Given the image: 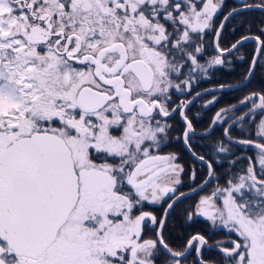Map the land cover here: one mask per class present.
Masks as SVG:
<instances>
[{
	"label": "snow or ice",
	"instance_id": "obj_1",
	"mask_svg": "<svg viewBox=\"0 0 264 264\" xmlns=\"http://www.w3.org/2000/svg\"><path fill=\"white\" fill-rule=\"evenodd\" d=\"M223 3L0 0V264H160L161 253L163 264H185L193 251L197 264H264V143L234 139L226 128L228 144L218 141L217 154L232 155V144L258 151L255 163L243 157L247 167L230 169L219 184L217 161L191 143L188 112L201 94L172 99L190 95L195 74L248 41L257 44L251 68L264 61L262 20L259 35H242L228 48L217 30L219 54L201 63ZM253 10L264 13V0H240L224 19ZM240 25L253 27L247 19ZM249 101L243 116L223 109L213 125L255 123L259 115L256 136L264 141V94L241 103ZM169 121L180 124L179 135ZM169 139L207 169L197 182L196 167L188 168L190 192L182 190L178 155L161 154ZM192 193L199 199L187 220L203 217L236 236L230 246L217 244L219 261L200 255L203 235L182 250L167 239L172 211Z\"/></svg>",
	"mask_w": 264,
	"mask_h": 264
},
{
	"label": "trees",
	"instance_id": "obj_2",
	"mask_svg": "<svg viewBox=\"0 0 264 264\" xmlns=\"http://www.w3.org/2000/svg\"><path fill=\"white\" fill-rule=\"evenodd\" d=\"M250 3L254 2V0H249ZM236 6V3L233 0H227L224 4V6L221 8L219 11V14L214 17V23H213V28L211 29L210 32H208L205 36V43H204V58L201 60V63L207 64L211 61L212 57L216 55V52L213 48L212 40L214 33L218 29L219 25L222 22L223 17L230 12L234 7ZM242 19H247L252 21L253 27L251 29V32L247 30V25L241 26L240 21ZM264 20V15L260 12H252L249 11L245 13V16H237L235 18H232L230 22L226 25L223 34L220 39V47L221 48H228L231 47L233 43H235L238 39L242 37V35H259L257 25L261 24V21ZM264 39V37H261ZM257 45L255 43H248L245 44L243 48L240 49L238 53L232 54L229 57L225 58V60H229L223 67L217 68L215 65L209 67L207 69L206 73H197L196 79L193 81V88H192V93L188 95L187 97H191L194 95L196 92L203 90L208 87H213V86H228V85H234L241 83L245 80L247 77L250 66H251V61L253 59V54L256 49ZM243 57V59H240L239 57ZM261 93L264 94V61L259 60L255 75L253 79L250 81V83L245 86L242 89L231 91V92H224L220 94H213L210 96H206L207 99L214 98L215 102L212 104V106L208 109V111L204 112V119L198 123L197 130L198 131H204L207 130L212 122V119L215 115L216 112L219 110L233 106L235 104H238L241 102L245 97L251 95L252 93ZM247 107V105H246ZM245 106L235 112V116H239L240 112L244 111ZM232 113L226 114L227 116ZM232 117V116H231ZM231 119H228L227 122H220V124H223L224 128L231 122ZM247 123V122H246ZM246 123L242 124L244 127L246 126ZM221 126V125H220ZM241 126V125H238ZM237 126V127H238ZM180 124L176 122L175 124V132L174 136L180 134ZM235 127L231 131V136L236 138L238 135L240 137H243L242 135L246 134L247 136L245 137L246 139H253V132L250 134V130L246 128L245 130H238V128ZM224 128H220L219 126L216 128V130L210 135V137L204 139V143H207V140L210 143H215L217 145L218 141L223 140L225 144L227 142L223 138V132ZM180 143V142H179ZM180 147L178 146L177 150H179L181 157L180 161L183 163L185 169H186V174H185V179H186V185H189L190 181L188 180V175H187V170L190 166H195L197 169V173H200V176L197 178V182L201 180L202 177H204V174L206 173L207 169H204L202 167H199L198 163L192 160L191 157L187 154L185 150L182 151L183 146L182 143L179 144ZM195 151L197 153L198 150L194 147ZM234 149V154H232L231 157L241 154V152L247 153L249 156H251L253 159H255V156L257 151L249 149L243 151H238L237 149ZM201 153V152H200ZM239 154V155H240ZM217 172H221L218 170L217 167H215ZM201 169L203 172L201 173ZM227 176V175H226ZM189 189V187H188ZM198 195L185 199L183 200L180 204H178L174 210L172 211L169 220L167 222L168 224V229H167V239L172 247H174L176 250H179L180 245L181 247L184 246L186 238H181L180 243L178 246H175V244L172 241L173 237V219L175 218V215L177 213L184 215V212L186 211V207H183L182 205L186 202H189V199L195 202V199ZM167 257L164 256L163 253H161V260L160 263L163 264L164 260H166Z\"/></svg>",
	"mask_w": 264,
	"mask_h": 264
},
{
	"label": "flooded vegetation",
	"instance_id": "obj_3",
	"mask_svg": "<svg viewBox=\"0 0 264 264\" xmlns=\"http://www.w3.org/2000/svg\"><path fill=\"white\" fill-rule=\"evenodd\" d=\"M227 0H224V3H223V6L225 4ZM235 3H236V6L234 8H238L240 7V0H233ZM222 6V7H223ZM222 12V10H221ZM252 12H260V11H252ZM261 13V12H260ZM219 14V12L217 13V15ZM228 14V13H227ZM226 14V15H227ZM264 15V13H262ZM225 15V16H226ZM224 16V17H225ZM223 17V18H224ZM232 19V18H231ZM230 19V20H231ZM223 20V19H222ZM230 20L228 21V23L230 22ZM227 23V24H228ZM256 44V43H255ZM225 60V59H224ZM204 90V89H203ZM202 91V90H200ZM198 91V92H200ZM217 94H220V93H217ZM178 94L174 95L172 97L173 101H176L177 103L179 102L178 101V97H177ZM195 95V94H194ZM210 96V95H209ZM191 97H188V99H190ZM186 99V97H183L182 99L180 100H184ZM207 98L206 96L199 99L196 103H194L193 105L190 106V111L188 112V115H189V118L192 119L193 121V126L194 128L196 129V135L195 137L193 138V140L191 141L192 145H193V150L195 151L194 147L198 150L199 154L201 155H204L206 158H212L213 156V152H214V148L217 146L215 145V143H210L209 144V141L207 140V143H204V139L205 138H208L210 137V135H212V133L216 130V128L219 126L220 128H224L223 124H220L219 123L217 124L216 128L214 129V131L209 135V136H205V137H200L198 134L206 131H198L197 130V126H198V123L200 121H202L204 119V112L208 111L205 110L203 111L202 110V104L206 103L207 102ZM251 103V102H250ZM250 103L247 104V107L245 108L244 112H240L239 116L240 115H243L245 112L248 111L249 107H250ZM169 122H172V121H169ZM177 121H174V126L176 124ZM232 122V121H231ZM230 122V123H231ZM173 123V122H172ZM229 123V124H230ZM229 124L224 128V130L229 126ZM237 126V125H236ZM235 126V127H236ZM249 129L251 132H255L256 131V127H255V124L254 123H250L249 124ZM210 127V126H209ZM234 127V128H235ZM248 127V126H247ZM233 130V129H232ZM231 130V131H232ZM231 131H230V135H231ZM223 138H224V132H223ZM234 138V137H233ZM234 139H241V140H248L246 138H243V137H240L238 135V137L234 138ZM258 139V138H257ZM171 140V139H170ZM225 140V139H224ZM255 142H258V143H264V141L262 140H255V138L251 139ZM168 146L171 147V149L169 150V153H176L177 152L175 151L178 146H179V142H177L176 140H174L172 142V144H167ZM233 147L235 149H237L238 151H241V149L243 151L245 150H249V149H252V150H257L255 149L254 147L252 146H237V145H234L232 144ZM183 146V144H182ZM242 147H246V148H242ZM185 150V147L183 146V149L182 151ZM187 152V151H186ZM201 152V153H200ZM162 154V153H161ZM188 154V153H187ZM240 154V153H239ZM235 155L233 157H231L232 160H236V164L235 166L233 167L229 162H226L225 160H222V159H225L224 156L222 158H213L217 161V163L214 165V167H217L219 171L223 170L224 167L228 166L229 167V170L231 169V171L233 173H236V172H240L241 169H244L246 168V166L248 165V160L247 159H243V157H251L249 156L247 153L245 152H241V154L239 155ZM178 155V154H177ZM189 155V154H188ZM190 157V155H189ZM238 157H240L241 159H237ZM179 158H182L181 156H179ZM193 160V159H192ZM220 160V162H218ZM255 160L256 159H253V162L255 163ZM195 161V160H193ZM179 162L181 164H183L180 159H179ZM196 162V161H195ZM197 163V162H196ZM199 167H201V165L198 163ZM203 172V170L201 169V173ZM186 173V172H185ZM219 174V173H218ZM241 174H243L241 172ZM220 176V175H219ZM221 178V176H220ZM182 179L184 181V187H183V191L187 192V191H190V189H188V185H186V179H185V174L182 176ZM219 182V181H218ZM206 194V193H205ZM196 196V195H194ZM194 196H191V197H194ZM191 197H188V198H191ZM187 199V198H186ZM199 199V197L197 198V200ZM183 200L185 199H182L180 202H182ZM180 202L178 204H180ZM195 203V202H194ZM193 203V204H194ZM177 204V205H178ZM176 205V206H177ZM175 206V207H176ZM186 206V210L189 209V207L191 206V204H185ZM196 234H200V235H203L205 237V239L208 241V245L206 246V248L204 249H201V252H200V255L205 259V260H208V261H219L220 260V257H221V253L217 250V244L219 243L220 245L222 246H230V241L231 240H234L236 239V236L234 234H229L227 229H224L222 227H219V226H214L212 224L211 221H208L206 220L205 218L203 217H197V218H194L193 220L189 221L187 220V217H186V211L184 212V215L183 213L182 214H179L177 213L175 215V218L173 219V240H174V244L175 246H178V244L180 243V239L182 238H186V241L185 243L187 242V240L192 236V235H196ZM182 245L178 246L179 247V250H182L183 247H181ZM197 253L195 251L191 252V254L188 256L187 260L185 261V264H197ZM161 264V263H160Z\"/></svg>",
	"mask_w": 264,
	"mask_h": 264
},
{
	"label": "water",
	"instance_id": "obj_4",
	"mask_svg": "<svg viewBox=\"0 0 264 264\" xmlns=\"http://www.w3.org/2000/svg\"><path fill=\"white\" fill-rule=\"evenodd\" d=\"M253 11H259V10H253ZM226 16H227V15H226ZM231 18H232V17H229L228 20H225V19L223 18L221 24H223L224 27H223V29H220V26H219V28H218V30H219V39H220V36L222 35V33H223V31H224V29H225V27H226L228 21H229ZM221 24H220V25H221ZM216 43H217V37L215 36V38H214V50L216 51L217 54H219L218 49L216 48ZM248 43H256V42H255V41H248V42H246L245 44H248ZM256 45H257V44H256ZM230 55H232V54H225L224 57H228V56H230ZM259 60H260V59L257 58V63H256V66H255L254 68H251V66H250V68H251V75H249V73H248L247 77L245 78V80H244L243 82L238 83V84H234V85H228V86H213V87L205 88L204 90H202V91L199 92L201 95L195 99V101L193 102V104L196 103L199 99H201V98H203V97H205V96H209V95H213V94H217V93L231 92V91H235V90H239V89L244 88V87L247 86V85L250 83V81L253 79V77H254V75H255V72H256V69H257V66H258V63H259ZM249 71H250V70H249ZM249 96H250V95H249ZM247 97H248V96H247ZM245 98H246V97H245ZM245 98H244L242 101H244ZM249 102H250V101H249ZM249 102H247V103H249ZM247 103H241V102H239L238 104L233 105V106H235L234 108H233V106H229V107H226V108H223V109H228L229 111H228L227 113H231V112H234V111H237V110L243 108L244 106L247 105ZM193 104H192V105H193ZM190 106H191V105H190ZM223 109H221V110H219L218 112L215 113V115H214V117H213V119H212V122H211V124H210V127H209L206 131H204V132L198 134L200 137L209 136V135L214 131V129L216 128V126H217L218 123L215 124V125H213V121L215 120L217 113L222 112ZM222 115H223V113H222ZM243 115H244V114H243ZM243 115H241V116H243ZM245 119H247V117H245ZM238 123H240V122L237 121V122H231V123H230V124H231V127H229V126L227 127V129L229 130V133H230V131H231V130H232V129H233ZM230 124H229V125H230ZM209 129H211V130L209 131ZM224 139H225L226 142H228L227 139H226L225 137H224ZM257 143H258V142H257ZM234 145H235V144H234ZM185 149H186V148H185ZM186 151H187V153L190 155V157H191L193 160H195L194 157L192 156V153H191L190 151H188L187 149H186ZM187 192H190V191H187ZM187 192H186V193H187ZM194 195H196V194H195V193H192L189 197L194 196Z\"/></svg>",
	"mask_w": 264,
	"mask_h": 264
},
{
	"label": "rangeland",
	"instance_id": "obj_5",
	"mask_svg": "<svg viewBox=\"0 0 264 264\" xmlns=\"http://www.w3.org/2000/svg\"><path fill=\"white\" fill-rule=\"evenodd\" d=\"M220 26V25H219ZM219 28V27H218ZM218 30V29H217ZM216 30V31H217ZM208 32H206V34H207ZM206 34H205V36H206ZM223 34V33H222ZM222 36V35H221ZM221 36H220V39H221ZM214 38H215V34H214V36H213V40H212V44H213V48H214ZM220 39H219V44H220ZM216 52V51H215ZM217 55V54H216ZM216 55H214V56H216ZM213 56V57H214ZM212 57V58H213ZM224 59H225V57H224ZM229 60H225V63H227ZM225 63H223V64H220V65H215L217 68H219V67H223V65H225ZM178 95H177V97H178V101L180 100V99H182L183 97H186V99H188V97L187 96H185V95H181L180 93H177ZM209 101H212V103H208ZM215 102V99L214 98H210V99H208L207 100V102L204 104H202L201 106H202V110L203 111H205V110H207L208 108H210L211 106H212V104ZM251 104V103H250ZM235 112V111H234ZM244 112V111H243ZM233 115H235L233 112H232V114H230V115H228L227 117H229V118H231V116H233ZM237 116V115H236ZM241 116V115H240ZM259 119H260V117H259V115H257V117H256V121H255V123H258L259 122ZM173 122V123H172ZM172 122H170V123H172L173 124V127H174V129H175V126H174V121H172ZM233 122V121H232ZM247 122V123H246ZM222 123V122H221ZM244 123H246V126H248V127H244L242 124H244ZM250 123H254V122H252V121H249L248 120V118L247 119H245L244 120V122H240V123H238L237 124V126L238 125H241V126H236L237 128H238V130H245L246 131V128H248L249 129V124ZM254 123V124H255ZM250 130V129H249ZM250 132V134H251V131H249ZM246 133H247V131H246ZM174 134V133H173ZM253 134H254V136H253V138H255V140H258L259 138L256 136V131L255 132H253ZM243 136V138H245L247 135L246 134H244V135H242ZM258 138V139H257ZM175 139H169L168 140V142L167 143H165L163 146H162V151H161V153L162 154H167V153H169V150L171 149V147L170 146H168L167 144L169 143V144H172V142L174 141ZM180 144V143H179ZM227 144H228V142H227ZM226 144V145H227ZM179 147H180V145H179ZM230 147H231V149H232V154H234V149H233V145H230ZM216 148V147H215ZM215 148H214V152H213V156H212V158H215V159H217L218 157L219 158H222L223 156H224V158L227 156L228 157V159H222V160H225L226 162H229L230 163V161L232 160L231 159V156L232 155H228V154H226V153H220V154H217V152L215 151ZM242 148H246V147H242ZM176 152H177V154H178V157L179 156H181V154H180V152H179V150H175ZM255 151H258V150H255ZM255 156V159H256V155H254ZM180 159V158H179ZM218 162H220V160L218 161ZM247 167V166H246ZM228 172H229V167L228 166H226V167H224L223 168V170H221V172H219V175L221 176V178L219 179V184H224L225 183V180L228 178ZM186 174V173H185ZM227 175V176H226ZM200 176V173H197V178ZM213 186H215V185H213ZM208 191H211V189H208ZM205 193H200V195H204ZM199 196H197L196 197V199H195V201H197V198H198ZM188 199V198H187ZM191 199H192V197H191ZM191 199H189V202H186V203H184L182 206L183 207H186L185 206V204H191V206L193 205V201L191 200ZM181 203V202H180ZM172 241H173V243H174V240H173V237H172Z\"/></svg>",
	"mask_w": 264,
	"mask_h": 264
}]
</instances>
